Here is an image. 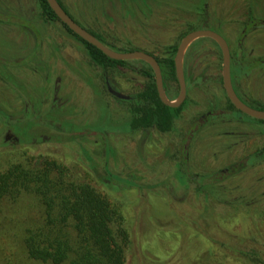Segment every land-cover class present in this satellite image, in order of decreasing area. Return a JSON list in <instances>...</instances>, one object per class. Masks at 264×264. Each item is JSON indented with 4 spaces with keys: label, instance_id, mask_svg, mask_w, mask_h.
Segmentation results:
<instances>
[{
    "label": "rangeland",
    "instance_id": "rangeland-1",
    "mask_svg": "<svg viewBox=\"0 0 264 264\" xmlns=\"http://www.w3.org/2000/svg\"><path fill=\"white\" fill-rule=\"evenodd\" d=\"M61 2L115 50L162 57L187 32L213 29L233 56L245 53L244 62L264 55L263 22L242 50L238 43L249 13L264 17V0ZM184 66L187 97L172 129L129 132L133 95L148 78L96 64L61 21L46 19L38 0H0V134L8 136L0 168L44 155L107 193L130 234L125 264H264V120L234 116L215 39H195ZM236 83L264 97L263 68L238 72ZM178 92V81H169L168 96ZM213 109L234 114L203 121ZM17 205L22 222L39 217L30 196ZM13 239L0 237L1 256L46 264L19 259Z\"/></svg>",
    "mask_w": 264,
    "mask_h": 264
},
{
    "label": "trees",
    "instance_id": "trees-1",
    "mask_svg": "<svg viewBox=\"0 0 264 264\" xmlns=\"http://www.w3.org/2000/svg\"><path fill=\"white\" fill-rule=\"evenodd\" d=\"M38 5L47 20L61 21L47 0H38ZM257 21L250 22L247 29L257 26L260 22ZM62 24L84 43L96 64L104 68L129 67L148 78L145 87L133 95L129 132L150 127L163 132L172 129L184 103L171 107L162 102L153 69L146 61L110 58ZM88 30L108 45L101 36ZM171 49L168 55L155 56L161 66L167 93L169 81L177 80L174 63L177 46ZM231 64L233 80L238 72L244 74L235 60ZM185 76L187 79L186 71ZM3 139L8 140V136L0 134V145L4 144ZM24 195L34 199L39 211L36 220L25 223L13 213V208L19 209L18 200ZM12 234L14 242L8 245L19 259L46 264H125L130 248V234L117 202L90 181L76 178L66 163L44 155L27 157L20 162L11 161L0 168V237L10 239ZM0 264L14 262L5 254L0 255Z\"/></svg>",
    "mask_w": 264,
    "mask_h": 264
},
{
    "label": "water",
    "instance_id": "water-1",
    "mask_svg": "<svg viewBox=\"0 0 264 264\" xmlns=\"http://www.w3.org/2000/svg\"><path fill=\"white\" fill-rule=\"evenodd\" d=\"M47 2L49 3L50 7L54 10L58 18L63 23H65L69 29H71L80 38L95 45L110 58L118 60L141 59L146 61L153 69L156 87L160 99L163 103L171 107L181 106L185 102L187 97V83L184 69V55L186 49L195 39L199 37H210L215 39L222 53V80L229 99L235 105V107L241 110L242 112L254 118L264 119V109H258L248 105L237 95L232 81L230 46L226 38L219 32L213 29H196L187 32L183 36L177 46L176 54L174 56L176 76L179 83V92L176 98L171 99L168 96V93L166 92L161 66L155 55L142 49H134L128 51L115 50L112 47L106 45L91 31H89L88 29L80 25L77 21H75L72 16L68 13V11L63 7L59 0H47Z\"/></svg>",
    "mask_w": 264,
    "mask_h": 264
},
{
    "label": "flooded vegetation",
    "instance_id": "flooded-vegetation-1",
    "mask_svg": "<svg viewBox=\"0 0 264 264\" xmlns=\"http://www.w3.org/2000/svg\"><path fill=\"white\" fill-rule=\"evenodd\" d=\"M260 21V22H263L261 23L264 27V17L263 18H257L255 15H253L252 13H249L247 19H246V23L243 25V27L241 28V33H240V36H239V40H238V43H239V47L243 48V44L246 42V38L253 32L255 31L256 29H258L256 26L255 27H252L250 29H247V26L250 24V22H252L254 24V22L256 21ZM221 34V33H220ZM222 35V34H221ZM225 37V36H224ZM226 38V37H225ZM227 40V38H226ZM228 41V40H227ZM228 44L230 46V50H231V63H232V60H235V63L239 65L240 69L244 71V74H249V72H251L252 70L258 68V67H261L264 69V55L260 56V57H257L255 59H251L247 62H244V56H245V53L244 52H241L240 54H242L240 57H238V55L236 56H233L232 54V49H231V44L230 42L228 41ZM220 48V47H219ZM221 50V49H220ZM251 54V53H250ZM232 65V64H231ZM243 67H246V70L243 69ZM237 74H235V82L233 83V86H234V89L237 93V95L245 102L247 103L248 105L254 107V108H258V109H264V97H258V96H255L254 94H252V91H247V90H244L243 87H241L239 84L236 83V78H237ZM233 81V79H232ZM224 87V85H223ZM225 89V88H224ZM225 93H226V90H225ZM226 96H227V99L230 103V106L231 108H233L235 110V114L232 110H229L228 109H223V110H215L213 109L212 111H210L209 113H207L203 118L204 120L203 121H206L207 119L209 120V117H213V116H222V114H225L227 112H230L232 114H234L235 117H243V113L241 110L237 109L235 107V105L231 102V100L229 99L227 93H226ZM246 114V113H245ZM248 115V114H247ZM250 116V115H249ZM251 118L255 119L256 120H264V119H258V118H254L251 116ZM261 150V149H260ZM259 150V151H260ZM264 156V149L262 151L259 152V156Z\"/></svg>",
    "mask_w": 264,
    "mask_h": 264
}]
</instances>
